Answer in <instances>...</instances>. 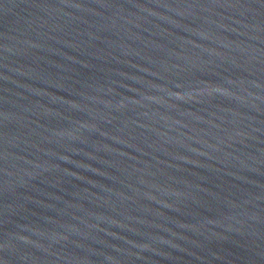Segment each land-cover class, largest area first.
I'll list each match as a JSON object with an SVG mask.
<instances>
[{
  "label": "water",
  "instance_id": "1",
  "mask_svg": "<svg viewBox=\"0 0 264 264\" xmlns=\"http://www.w3.org/2000/svg\"><path fill=\"white\" fill-rule=\"evenodd\" d=\"M0 264H264V0H0Z\"/></svg>",
  "mask_w": 264,
  "mask_h": 264
}]
</instances>
